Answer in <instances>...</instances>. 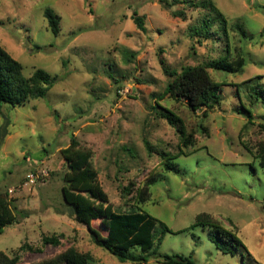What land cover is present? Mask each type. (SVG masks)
Wrapping results in <instances>:
<instances>
[{"label": "rangeland", "instance_id": "rangeland-1", "mask_svg": "<svg viewBox=\"0 0 264 264\" xmlns=\"http://www.w3.org/2000/svg\"><path fill=\"white\" fill-rule=\"evenodd\" d=\"M200 2L195 8L189 0H0V44L26 76L43 68L57 77L44 98L7 103L0 116V191L14 200L16 214L0 233V251L39 246L22 254L21 264H30L74 245L91 253L89 264H133L98 245L64 200L68 163L60 150L74 135L93 151L115 208L138 209L174 231L143 264H163L166 254L192 256L196 264H264V167L253 154L264 142V0H213L229 17L228 37L216 22L208 39L193 29L212 15ZM47 8L59 17L58 35ZM134 12L144 16L146 32ZM240 54L242 72L209 69L223 84L222 104L206 121L185 101L163 97L172 70ZM162 106L184 119L192 147L160 117ZM163 153L174 157L179 174L165 172ZM31 171L48 174L30 185ZM154 173L161 178L150 188L152 200L140 204L136 192ZM200 213L238 230L237 253H223L210 227L195 225ZM53 234L62 235L61 244L43 245L42 237Z\"/></svg>", "mask_w": 264, "mask_h": 264}, {"label": "trees", "instance_id": "trees-1", "mask_svg": "<svg viewBox=\"0 0 264 264\" xmlns=\"http://www.w3.org/2000/svg\"><path fill=\"white\" fill-rule=\"evenodd\" d=\"M189 1L193 7L198 6L197 0ZM204 2L207 4L203 5ZM206 5L211 9L212 15L202 20V26H194L193 29L198 36L203 35V39H208L211 38L213 24L218 22V31L228 37L229 17L215 5L213 0L200 2V6L206 7ZM44 14L50 30L54 35H58L60 32L59 17L51 8H47ZM132 19L139 30L147 31L144 16L134 12ZM245 64L246 59L243 54H240V57L234 61H228L224 55L219 59L188 65L180 72L172 70L163 97L168 96L175 103L185 101L192 113L201 111L206 121L209 114L214 113L222 104L223 84L213 77L209 69L242 72ZM56 81L57 77L43 68H37L31 76H26L22 62L0 44V116L7 103L18 106L33 99L44 98ZM157 102L159 103L158 100ZM158 113L179 133L180 140L185 147L190 148L194 145L191 134L186 130L187 125L180 115L163 106ZM248 118L249 121L253 118L251 113L248 114ZM261 127H264V123H261ZM258 145L259 147L253 154L259 159L260 166L264 167V142H258ZM245 147L251 151L247 144ZM180 152L182 154V150ZM60 153L68 163V171L63 175L65 181L62 187L63 197L68 204L73 206L72 213L76 219L86 225L98 245L108 249L120 261H130L133 264L148 262L150 252L154 254L157 252L156 244H161L168 231H174L163 222L159 223L158 218L143 214L138 209L124 211L120 206L115 208L99 182L97 170L92 163L93 151L82 146L76 136L71 137L70 144L62 148ZM185 155L188 154L185 153ZM163 165L167 173H180L178 163L174 162V157L169 153H163ZM160 178L159 174L154 173L146 185L141 190H137L135 198L140 204L152 200L150 188ZM13 201L7 192L0 191V233L7 225L16 221ZM195 225L209 226L210 239L223 253L235 254L242 245L238 230L225 227L210 213H200ZM157 236L158 241H156ZM62 238L60 234L45 235L42 237V244L60 245ZM136 247L142 252L135 253L132 249ZM30 250L39 252L41 248L25 242L14 255L0 251V264H21L22 254ZM92 259L90 252H81L72 245L59 255L30 264H89ZM159 261L163 264H196L192 256L183 254H166L163 260Z\"/></svg>", "mask_w": 264, "mask_h": 264}, {"label": "built area", "instance_id": "built-area-1", "mask_svg": "<svg viewBox=\"0 0 264 264\" xmlns=\"http://www.w3.org/2000/svg\"><path fill=\"white\" fill-rule=\"evenodd\" d=\"M48 172L43 171L41 175H39L37 172L31 171L30 173L27 174V180L30 185H35L39 182L41 177H44L47 175Z\"/></svg>", "mask_w": 264, "mask_h": 264}]
</instances>
